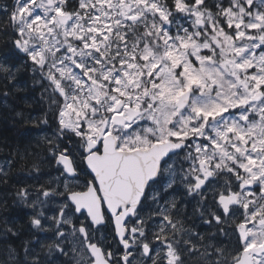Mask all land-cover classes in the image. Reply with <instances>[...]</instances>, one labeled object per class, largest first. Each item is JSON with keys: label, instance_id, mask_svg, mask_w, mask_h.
<instances>
[{"label": "snow or ice", "instance_id": "obj_1", "mask_svg": "<svg viewBox=\"0 0 264 264\" xmlns=\"http://www.w3.org/2000/svg\"><path fill=\"white\" fill-rule=\"evenodd\" d=\"M0 13V96L22 71L42 89L32 123L55 122L37 144L56 173L13 186L30 214L0 219V264H264V0Z\"/></svg>", "mask_w": 264, "mask_h": 264}, {"label": "trees", "instance_id": "obj_2", "mask_svg": "<svg viewBox=\"0 0 264 264\" xmlns=\"http://www.w3.org/2000/svg\"><path fill=\"white\" fill-rule=\"evenodd\" d=\"M10 3L11 0H0V5ZM2 15L0 13V17ZM0 48H3L2 41H0ZM30 75V73L22 71L18 77L21 80L22 90L14 92L7 98L0 96V166L9 170L5 161L12 162L8 184H0V200H6L8 204L7 210L0 209V219H13L18 226L22 225L21 220L27 219L25 212L30 214V210L14 205L13 186H19V183L22 184L24 180L28 181V179L37 183L35 179L37 176H39V182L42 183L49 178V172L54 173L53 168L46 162V153L42 146L37 144V140L44 134L51 135L55 129V122L49 116L48 125H41L40 128H37L32 123L33 118L43 117L47 113L48 107L41 97L42 89L38 85L32 86ZM25 81L28 84L26 88L23 87ZM17 113L21 115H17ZM41 128L44 129L43 132ZM34 163L41 166L39 174L32 171Z\"/></svg>", "mask_w": 264, "mask_h": 264}, {"label": "flooded vegetation", "instance_id": "obj_3", "mask_svg": "<svg viewBox=\"0 0 264 264\" xmlns=\"http://www.w3.org/2000/svg\"><path fill=\"white\" fill-rule=\"evenodd\" d=\"M54 174H56V173H54ZM21 223H22V225H25L26 226L27 225V219L21 220ZM38 236H41L42 237V234H38ZM26 238H27V236H22L20 239H15L14 240V244L15 245H19L21 243V240L22 239H26ZM61 260H63V258H61ZM58 264H59V261H58Z\"/></svg>", "mask_w": 264, "mask_h": 264}, {"label": "rangeland", "instance_id": "obj_4", "mask_svg": "<svg viewBox=\"0 0 264 264\" xmlns=\"http://www.w3.org/2000/svg\"><path fill=\"white\" fill-rule=\"evenodd\" d=\"M46 102V101H45ZM46 104H47V102H46ZM31 180H29L28 179V181H24V184H29V185H31V184H35L36 182L35 181H31ZM25 182H29V183H25ZM30 210V209H29Z\"/></svg>", "mask_w": 264, "mask_h": 264}, {"label": "bare ground", "instance_id": "obj_5", "mask_svg": "<svg viewBox=\"0 0 264 264\" xmlns=\"http://www.w3.org/2000/svg\"><path fill=\"white\" fill-rule=\"evenodd\" d=\"M8 125H9V124H8ZM51 173H52V172H51ZM54 173H55V172H54ZM54 173H52V174L55 175ZM24 181H25V180H24ZM31 181H32V180H31ZM31 181H30V182H31ZM20 182H21V181H20ZM23 183H24V182H23ZM23 183H22V184H23ZM25 183H29V182H25ZM19 184H21V183H19Z\"/></svg>", "mask_w": 264, "mask_h": 264}]
</instances>
